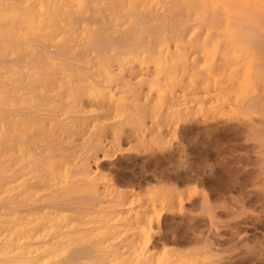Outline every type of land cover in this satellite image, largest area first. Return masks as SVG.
<instances>
[{
	"label": "bare ground",
	"instance_id": "bare-ground-1",
	"mask_svg": "<svg viewBox=\"0 0 264 264\" xmlns=\"http://www.w3.org/2000/svg\"><path fill=\"white\" fill-rule=\"evenodd\" d=\"M70 1L0 0V264H103V257L111 260L106 264H160L152 261V235L138 209L128 236L114 241L110 235L109 241L96 231L112 232L122 211L99 206L101 194L118 202L135 193L117 191L100 165L123 138L143 135L145 119L154 127L163 105L180 117L176 106L186 102V91L177 90L188 87L191 0L145 7L135 1L123 11L118 0ZM239 8L232 14L238 35L258 33L264 43V32L246 25L252 14ZM131 13L137 20L113 22ZM172 40L174 47L183 42V50L179 44L172 51ZM258 154L259 180L244 197L226 202L221 224L229 231L233 220L239 246L248 244L247 219L263 230L253 240V260L261 264L264 151ZM248 204L250 213L241 212ZM137 237L143 243L138 253L119 250Z\"/></svg>",
	"mask_w": 264,
	"mask_h": 264
},
{
	"label": "rangeland",
	"instance_id": "rangeland-1",
	"mask_svg": "<svg viewBox=\"0 0 264 264\" xmlns=\"http://www.w3.org/2000/svg\"><path fill=\"white\" fill-rule=\"evenodd\" d=\"M77 1L84 5L83 0H71L69 6H76ZM135 1L139 7L160 5V0H118V5L123 11ZM190 7L192 35L186 44L190 69L184 75L188 87L177 90L186 91V102L179 99L176 106L183 117L174 118L163 105L154 127L149 128L147 118L143 135L123 138L121 144L112 146V157L101 162V171L117 191H127V197L128 190H133L136 196L111 202L109 193L101 194L104 199L99 206L118 205L122 211L112 232L103 226L96 231L105 232L109 241L128 236V226L137 224L134 212L138 209V217L148 222L152 235L153 262L256 264L253 240L263 230L247 219L248 244L239 246L232 215L229 231L223 225L226 202L244 197L259 180L258 153L264 151V43H259L258 33L240 37L232 14L235 8H242L254 18L241 22L264 32V0H191ZM132 16L113 22L137 20ZM135 31L143 29L136 27ZM179 44L182 51L183 42ZM175 47L172 40L169 48L173 51ZM113 197L118 198L116 193ZM247 206L241 212L249 214L252 207ZM139 239L132 240V245L129 238L119 250L138 253L143 247ZM108 261L109 257H103L100 262Z\"/></svg>",
	"mask_w": 264,
	"mask_h": 264
}]
</instances>
